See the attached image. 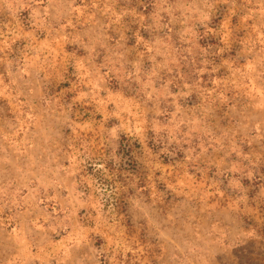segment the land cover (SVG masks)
Here are the masks:
<instances>
[{
  "label": "rangeland",
  "instance_id": "1",
  "mask_svg": "<svg viewBox=\"0 0 264 264\" xmlns=\"http://www.w3.org/2000/svg\"><path fill=\"white\" fill-rule=\"evenodd\" d=\"M0 264H264V0H0Z\"/></svg>",
  "mask_w": 264,
  "mask_h": 264
},
{
  "label": "trees",
  "instance_id": "2",
  "mask_svg": "<svg viewBox=\"0 0 264 264\" xmlns=\"http://www.w3.org/2000/svg\"><path fill=\"white\" fill-rule=\"evenodd\" d=\"M122 147H123V149L127 147L126 149H127L128 151L130 150V146H129V144H126L125 142H123Z\"/></svg>",
  "mask_w": 264,
  "mask_h": 264
}]
</instances>
